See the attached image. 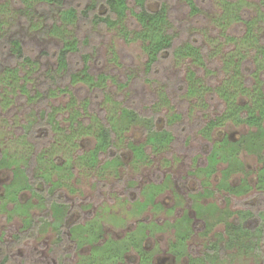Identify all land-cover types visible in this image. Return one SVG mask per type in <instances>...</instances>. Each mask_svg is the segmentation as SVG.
I'll return each instance as SVG.
<instances>
[{
	"label": "rangeland",
	"instance_id": "374dc122",
	"mask_svg": "<svg viewBox=\"0 0 264 264\" xmlns=\"http://www.w3.org/2000/svg\"><path fill=\"white\" fill-rule=\"evenodd\" d=\"M93 1L65 0V3L81 11L90 7ZM196 1L201 9L197 15L190 12L185 0H148V7L155 10L161 3H167L172 33L175 35L174 46L187 41L200 46L205 53L208 69L198 68L191 59L167 58L161 60L154 72L147 73L148 59L141 41H127L118 27L109 28L91 22L95 13L103 11L104 0L97 1L90 18L81 17L75 24L63 25L80 40V51L70 59L72 70L81 69L83 55H89L91 72L108 75L105 86L100 90L81 83L71 86V92L79 100L76 107L82 113L80 120L83 122L87 119V122H83L85 125L93 124V117L105 123L112 116L118 118L122 107L126 106L142 115L152 116L157 129L167 127L174 133V141L166 148L157 151L146 145V156L136 159L127 143L143 144L147 134L142 124L124 125L119 137L115 138L117 148L104 154L98 166L92 168L81 164L77 157L95 146V135L76 138L71 142L63 131L71 128L68 120L71 99L69 93L59 91L67 85V81L61 80L55 71V57L62 36L43 32V27L53 22L59 11L50 10L51 18L46 20L45 12H36L34 21L39 24L33 26L32 20L20 13L22 5L17 0H0V39L3 42L18 37L23 41L25 53L34 61L33 64L24 65L9 49L0 61V157L4 152L11 154L27 168L32 182L42 167L51 170V181L62 183L54 194L46 191L44 199L35 196L31 190H22L17 193V201H14L5 198L4 194V186L13 179V170L0 169V263L89 264L91 261V264H95V259L91 257V244L85 243L79 248L67 226L61 241L58 231L48 223L47 218L53 219L51 200L59 198L67 204V225L75 223L72 227L79 226L83 229L79 230L82 234L86 232L84 230H90L83 239L92 240L100 231L101 224L105 228V238L121 239L110 243L108 240L100 250H95L96 256L101 252H122L129 240L138 239L145 226L154 223V231L144 241L146 249L154 253L150 264H190L191 257H202L212 251L214 243L221 245L226 241V224L217 218L223 213L222 209L229 208L231 214L228 220H237L253 227L251 235L254 238L244 239L246 246L228 248L220 252L221 256L216 261H205L204 264H264V193L253 188L247 194L236 196L219 187L227 161L219 162L209 176L200 171L207 164L209 152L216 142L225 137L237 140L255 128L227 118L224 125L213 129L210 137H206L201 128L222 113L223 100L210 94L208 89L190 97L181 85L187 79L189 67L197 71L205 86L215 87L222 83L227 77L222 59L227 53L236 51V42L243 53L251 51L246 45H240V39L248 27L244 22L233 19V12L229 18L224 16V0ZM237 4H241L240 11L246 13L247 19H257L254 27L261 43H264V21L261 23L258 18L261 13L264 14V0H241ZM132 27L135 28V25ZM231 35L237 38L235 43L227 39ZM251 53L244 60V70L239 77L249 86L256 80ZM7 67H19L21 80L12 82L11 77H6ZM261 78L264 81V75ZM24 84L28 93L22 94ZM52 89L58 93L53 95ZM105 94H109L111 100L106 99ZM86 100L89 107L85 109L83 103ZM236 100L242 104L248 97L240 94ZM55 107L60 108L56 115L62 125V130L57 132L52 131L45 122V117ZM175 112L181 117L175 118ZM116 120L120 122L119 118ZM27 124L32 126V137L24 132L23 127ZM42 153L45 154L43 159L38 160ZM117 155L122 156L123 164L105 169L100 167L107 159ZM238 157L244 163L245 171L232 173L228 182L239 185L247 177L255 186L263 161L257 154L245 149L238 153ZM57 165L62 167L58 168ZM168 179L169 186L156 196L161 207L150 204L139 212L136 202L144 201L147 187L148 198L157 188L151 184H162ZM50 184L48 182L47 186ZM18 186L9 189L12 196ZM205 187L215 192L199 198L203 206L194 205L196 200L193 195ZM28 204L31 205L28 207ZM202 207L204 211H213V216L205 219L199 217L196 211L200 212ZM185 212L193 219L186 239L188 254L185 252L186 256L176 260L172 247L176 242V229L186 235L188 219L183 217ZM28 215L31 223L26 221ZM155 224L161 225L162 229L157 230ZM129 232V239H122ZM178 245L179 248L184 247L185 243L179 240ZM108 264H141V256L131 247L126 256Z\"/></svg>",
	"mask_w": 264,
	"mask_h": 264
},
{
	"label": "trees",
	"instance_id": "16d2710c",
	"mask_svg": "<svg viewBox=\"0 0 264 264\" xmlns=\"http://www.w3.org/2000/svg\"><path fill=\"white\" fill-rule=\"evenodd\" d=\"M97 1L98 0H94L90 7L80 11L75 6H66L65 0H17V2L22 5L20 13L31 19L33 26L39 24V22L34 21V14L36 12H45L44 19L46 20L51 18L52 13L50 14V10L55 9L59 11L58 16L53 19V22H51L52 24L49 23L47 27H43V32L47 35L52 33L62 36L61 44L55 57V71L57 72L56 74L62 78L61 80L67 81V85L60 88L59 91L69 93L71 99V104H69L71 111L68 117L71 128L69 131H65L64 129L63 131L67 139L71 142L76 138L95 135V146L89 150V152L80 154L77 157L81 164L92 168L98 166L100 159L104 154L108 153L115 147L117 148L115 138L119 137L118 134H120L119 132L122 131L124 125L142 124L147 134L146 142L143 144H135L130 141L127 143V146L132 149L136 159H142L146 156V145H149L153 150L159 151L166 148L174 141V133L172 130L167 127L157 129L152 116L142 115L137 110L126 106L122 107V112L118 117L120 122L117 121L116 119L118 118L114 116L110 117L106 123L99 121L98 117H93V124L88 123L85 125L83 122H87L86 118L83 122L80 120L82 113L81 110L76 107L79 100L74 96L73 92H71V86L81 83L87 85L91 89L100 90L105 86L108 75L105 73L95 75L91 72L89 55H83V66L81 69L76 71L72 70L70 67V59L80 51L81 45L78 36L75 33H71L67 28L63 27V25L75 24L81 17L87 19L90 18V12L93 7H96ZM185 1L193 15H197L201 11L196 0ZM237 2L240 3L241 0L223 1L224 5H226L224 16L229 18L231 12H233V19L245 23L248 28L240 39V45H246L251 51L243 53L239 50V44L236 42V51L227 53L222 59V67L223 70L226 71L227 77L224 78L222 83L215 87L203 85L201 82L202 80L197 76V71L191 67H189L187 72L186 81H183L181 85L190 97L196 95L202 90L208 89L211 91L210 94H215L223 100L224 110L222 113L211 118L201 128V131L206 137H210L213 129L224 125L227 118L233 119L236 123L246 124L255 128L249 130L237 140L225 137L222 141L216 142L209 152L207 164L200 168V171L209 176L216 170V166L219 162L227 161L228 165L222 170L223 179L219 183V187L226 189L229 194L241 196L247 194L253 188H256L258 192L264 193V81L261 78L264 75V43H261V39L258 38L256 32L257 29L254 27L257 19H247L245 17L246 13L240 11L239 6H241V4H237ZM236 6H238V8H236ZM102 7L103 11L95 13L91 22L103 24L109 28L118 27L127 41H141L143 51L148 59L146 62L147 73L154 72V70L161 64V60H166L167 58L176 60L191 59L193 64L197 65L198 68L208 69L205 53L200 46L190 41L174 46L175 35L172 33V20L167 3L163 2L158 9L153 10L148 7V0H104ZM258 18H260V22L262 23V21H264V14L261 13ZM132 25H135V28H133ZM62 27L65 29L63 30ZM227 39L229 41H234V43L237 40V38L232 35L227 36ZM8 49L12 55L23 61L22 63L24 65L27 63H34L33 59L25 53L23 41L18 37H12L3 42L0 39V61L3 55L8 52ZM249 53L253 54V62L256 67L253 72L256 80L252 86H249L246 81H242V79L239 78L244 70V60ZM5 72L6 77L9 76L13 79L12 82L21 80L19 67H7ZM21 91L22 94L28 93L26 84L22 86ZM52 93L55 95L58 92L55 91V89H52ZM240 94L248 97V100L245 103L240 104L237 102L236 99ZM105 95L106 99L111 100L109 94ZM115 103H119V101H115ZM83 104L85 109L89 107L88 100ZM58 109L60 108L55 107V109L45 117V122L49 125L52 131L54 130V132L62 130L61 122L57 118L58 115H56ZM173 116H175V118L181 117L177 112H175ZM23 129L25 134L32 137V126L30 127V125L27 124ZM120 140L122 141V138H120ZM75 145L78 144L75 143ZM243 149L247 150L249 153L257 154L260 160L263 161V166L258 172V180L255 186L248 181L247 177L244 178L239 185H233L227 180L232 173L240 170L243 172L245 171V165L238 157V153ZM44 155L45 154L40 155L38 160H42ZM121 164H123V158L121 155H117L113 158L107 159L106 163L100 167L105 169L111 166H119ZM57 167L61 168L62 166L57 165ZM4 168H12L14 173L12 181L6 186L7 192L5 196V198L7 197L14 201H17V193L22 190H31L35 196L44 199L46 197V191H48L49 194H54L55 190H57L62 184L60 181H51V170L42 167L38 169V175L34 177V182H32L27 168L21 165L16 158L7 152H4L0 157V169ZM205 181L208 183L207 180ZM19 182H22V184H18ZM48 182H51V184L47 186ZM168 183H170V179L163 184H151L153 187L156 185L157 188L154 191V194L147 198V195L149 194V191L147 190L148 186L144 192V201L138 200L136 202L137 210L141 212L150 204L161 207V203L155 204L154 199L160 191L169 185ZM16 185L20 186H18L13 192L14 196H12V191H9V189ZM214 192L213 189L205 187L203 191L193 195V198L196 200L194 205L203 206L204 204L199 203V198L212 195ZM50 204L54 216V220L50 222V224H52L56 230H59L61 234V231L64 228L63 223L67 204L61 203L55 198L51 200ZM29 205L31 204H28L27 206L29 207ZM28 207L26 211L29 210ZM222 211L223 213L219 215L217 219L224 221L226 224L225 233L228 236L226 241L221 245L214 243L211 246L212 251L206 253L202 257H191L190 264H204L205 261L210 263L214 262L221 256L220 252L236 246H246L244 239L252 238L251 234L253 227L237 220H228V217L231 214L229 208L222 209ZM28 212L29 211H27V213ZM213 213L214 212L210 211V209H205L204 211L203 207L200 209V212L196 211V214L204 219L212 217ZM183 217H185L186 220L188 219V222L186 223L187 226H185L186 235H183V232H181L180 229H176V242L172 247L178 256V259H180L185 252L186 255L188 254L186 239L190 234L193 223L190 214L186 213ZM26 221L31 223L29 215ZM94 227L96 226L94 225ZM100 227V231L89 241L85 238L83 239V237L86 236L85 233H89V229L84 230L86 232L82 234L79 230L83 229L79 228V226L71 228L72 236L73 238L78 239L80 246L83 243H89L92 245L93 253L91 254V257L95 259V264H108V262L116 263L117 260L123 258L125 252L131 247H134L139 252L141 256V264H150L152 253L146 250L143 242L148 235L147 230H151V224L145 226L142 236L138 239L133 238L132 240H129L122 252L116 254L113 252H101L99 256H96L95 250H100L102 245L108 240L109 243L121 240L110 238L103 243H99L103 238L102 224ZM94 230H96V228ZM129 233L123 238L124 240L129 239V236H131V233ZM222 235H224V233H222ZM179 240L185 243L184 247L179 248ZM90 262L89 264H91ZM0 264H5V261H2Z\"/></svg>",
	"mask_w": 264,
	"mask_h": 264
},
{
	"label": "flooded vegetation",
	"instance_id": "af4514ba",
	"mask_svg": "<svg viewBox=\"0 0 264 264\" xmlns=\"http://www.w3.org/2000/svg\"><path fill=\"white\" fill-rule=\"evenodd\" d=\"M12 181V180H11ZM10 181V182H11ZM9 182V183H10ZM8 183V184H9ZM165 183V182H164ZM8 184H6L5 186H4V188H5V191H4V194H5V196H6V192H7V189H6V186L8 185ZM163 184V183H162ZM169 184V183H168ZM169 186V185H168ZM157 196V195H156ZM1 197V196H0ZM54 199V198H53ZM55 199H58L61 203H65V201H63L62 199H59V198H55ZM154 203L155 204H157V203H160V202H157L156 201V197H155V199H154ZM66 204V203H65ZM154 205V204H153ZM155 207H160V206H155ZM186 214V212L183 214V215H185ZM68 215H69V211L66 209V214H65V218H64V223H63V225H64V228L62 229V231H61V234H60V231L59 230H56L55 228H54V226H53V228L56 230V231H58V235H59V239L62 241V239H63V235H64V231H65V229H66V226L68 227L67 229H68V231H69V234H71V237H72V239L73 240H75V243L77 244V246L79 247V248H81V247H83L84 245H85V243H83V244H81V246L79 245V242H78V239H76V238H73V234H72V231H71V228H72V225H75V223L74 224H72V225H70V226H68L67 225V217H68ZM182 215V216H183ZM48 219V223H50V222H52L53 220H54V216H53V219L52 220H50L49 218H47ZM88 222V221H87ZM80 224H81V222H79ZM171 223H173V222H171ZM153 225H154V223L153 224H151V230L149 229V230H147V237L145 238V240L152 234V232L154 231L153 230ZM102 226H103V224H102ZM170 226H173V225H170ZM155 227H157V230L158 229H162V226L161 225H157V224H155ZM174 227V226H173ZM135 229V228H134ZM123 239V238H122ZM107 240V238H105V228H104V226H103V238L101 239V241H99V243H103L104 241H106ZM144 240V241H145ZM143 245H144V247L146 248V246H145V244H144V242H143ZM147 251H149V252H151L152 253V256H153V251L151 250H148V249H146ZM129 252V251H128ZM173 252H174V250H173ZM126 253H127V251L125 252V256H126ZM174 256L176 257V260H178V256L176 255V253L174 252ZM184 256H186V255H183V256H181V258H183ZM152 259V258H151Z\"/></svg>",
	"mask_w": 264,
	"mask_h": 264
}]
</instances>
